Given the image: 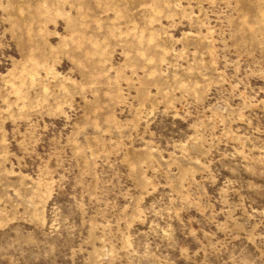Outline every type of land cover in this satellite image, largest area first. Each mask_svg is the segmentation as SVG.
<instances>
[{"label":"rangeland","instance_id":"374dc122","mask_svg":"<svg viewBox=\"0 0 264 264\" xmlns=\"http://www.w3.org/2000/svg\"><path fill=\"white\" fill-rule=\"evenodd\" d=\"M0 264H264V0H0Z\"/></svg>","mask_w":264,"mask_h":264}]
</instances>
